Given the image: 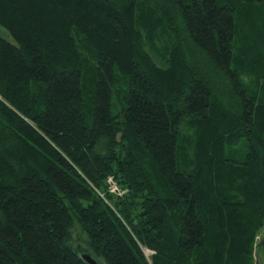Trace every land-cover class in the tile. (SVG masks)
<instances>
[{"label":"trees","instance_id":"1","mask_svg":"<svg viewBox=\"0 0 264 264\" xmlns=\"http://www.w3.org/2000/svg\"><path fill=\"white\" fill-rule=\"evenodd\" d=\"M0 27V264H264V0H0Z\"/></svg>","mask_w":264,"mask_h":264},{"label":"rangeland","instance_id":"2","mask_svg":"<svg viewBox=\"0 0 264 264\" xmlns=\"http://www.w3.org/2000/svg\"><path fill=\"white\" fill-rule=\"evenodd\" d=\"M260 15L258 16L259 19L262 16V10L260 9ZM261 20V19H260ZM0 37L11 42L14 43L13 40L11 39V37L8 35L7 31L3 28L0 27ZM88 55V53L86 52V56ZM116 78L119 79V85L122 87H125V84L123 82V79L119 76L118 72H116ZM93 77L91 74L86 75V79L83 82V97H84V106H83V113H84V117H85V121L86 124L90 125L91 124V103H90V99L91 96L93 94ZM113 106H112V114L113 115H117V113L119 112L121 106L119 105L117 99L114 97L113 98ZM230 151H225L224 153V158L228 159V160H240L241 157L243 156V149H240V144L237 146H234L232 149H230ZM260 237L263 236L262 239H264V227L260 230L259 232ZM258 234V236H259ZM259 238V237H257ZM71 239L73 240L74 244H81V245H85L86 243V237L85 235L80 231V229L75 226L72 231H71ZM259 241V239H257Z\"/></svg>","mask_w":264,"mask_h":264},{"label":"built area","instance_id":"3","mask_svg":"<svg viewBox=\"0 0 264 264\" xmlns=\"http://www.w3.org/2000/svg\"><path fill=\"white\" fill-rule=\"evenodd\" d=\"M106 184H107L109 193L113 195L120 197L125 193V191L119 189L118 185L116 184L115 180L112 177L107 178Z\"/></svg>","mask_w":264,"mask_h":264},{"label":"water","instance_id":"4","mask_svg":"<svg viewBox=\"0 0 264 264\" xmlns=\"http://www.w3.org/2000/svg\"><path fill=\"white\" fill-rule=\"evenodd\" d=\"M81 259L84 260L87 264H101L98 261L94 260L88 254H81Z\"/></svg>","mask_w":264,"mask_h":264},{"label":"crops","instance_id":"5","mask_svg":"<svg viewBox=\"0 0 264 264\" xmlns=\"http://www.w3.org/2000/svg\"><path fill=\"white\" fill-rule=\"evenodd\" d=\"M263 227H264V226H263ZM263 227H262V228H263ZM258 237H259V240H260V241L264 242V239H262V238H263V236H262V237H260V234H259V236H258Z\"/></svg>","mask_w":264,"mask_h":264}]
</instances>
